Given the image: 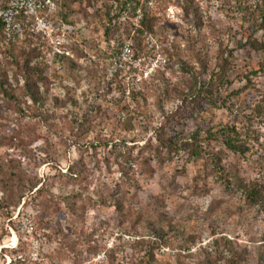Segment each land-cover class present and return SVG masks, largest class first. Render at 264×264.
Masks as SVG:
<instances>
[{
  "label": "rangeland",
  "instance_id": "obj_1",
  "mask_svg": "<svg viewBox=\"0 0 264 264\" xmlns=\"http://www.w3.org/2000/svg\"><path fill=\"white\" fill-rule=\"evenodd\" d=\"M36 1L0 18V264H264V0H139L134 56L141 7Z\"/></svg>",
  "mask_w": 264,
  "mask_h": 264
},
{
  "label": "trees",
  "instance_id": "obj_2",
  "mask_svg": "<svg viewBox=\"0 0 264 264\" xmlns=\"http://www.w3.org/2000/svg\"><path fill=\"white\" fill-rule=\"evenodd\" d=\"M133 1L135 2V4L133 3ZM124 0L122 2L123 8L124 10H128L129 13L128 16L131 17V10L132 12L139 9H141V12H143L141 14V18L137 24V26L135 25H129L126 29L127 33L131 34V31H134V34L132 36V48H131V54L134 56L135 53H139V51H143L145 48V37H146V33L148 32H153L156 23H155V16L151 15L150 13V8L147 4L145 3H141L139 2V0ZM131 2V3H130ZM125 24H129V22H132L130 20V18H125V20L123 21ZM133 23V22H132ZM255 48H257L256 43L255 42H250ZM120 49L122 51V47H123V43H120ZM227 57L224 58L223 63L221 64L222 68L215 72L214 75H211V78L213 81L216 80H224L225 79V68H226V64H228ZM225 65V66H224ZM36 69V68H35ZM33 67H30V69L25 71V84L23 86L26 94L28 96H30V98L36 102L39 100V94L38 91H36L34 89V85L37 84V80L35 81V76H39L40 74L35 70ZM209 83H210V79H209ZM3 89H4V84L0 85ZM5 90V89H4ZM10 95V94H9ZM14 97V96H13ZM206 99H208V101H211L212 103L214 101L213 98V94L209 95L208 97H205ZM162 130H164V128H162ZM202 131H196L195 134H193L192 140L194 144L196 142V140L200 137ZM219 134H221L223 137L221 139L222 143L227 147V149L234 153V154H238V155H244L246 153V146L244 145L243 140L241 139L239 133L237 132L236 128L233 125H224L219 131H217ZM214 133V134H217ZM213 132H210V135L213 136L214 135ZM166 136L163 135V138L161 137L160 140L161 141H165L168 139V142L171 143V141L173 140V138H165ZM179 140H182L181 138H179ZM178 139L176 140L177 142H175V145H178ZM196 144V143H195ZM164 145H166V143H164ZM184 145L186 146L187 143H184ZM193 153H197L196 149L193 150ZM213 159H217V155L216 154H212ZM247 189L250 190L249 192V197L253 200H256L257 198H261L262 194L260 192V190H258L257 188H249L248 186H245ZM152 257V258H151ZM143 259L146 260V264L147 263H151V261L153 260V256H151V254H149L147 251H145L144 253V257Z\"/></svg>",
  "mask_w": 264,
  "mask_h": 264
},
{
  "label": "built area",
  "instance_id": "obj_3",
  "mask_svg": "<svg viewBox=\"0 0 264 264\" xmlns=\"http://www.w3.org/2000/svg\"><path fill=\"white\" fill-rule=\"evenodd\" d=\"M47 2H51V0H47ZM22 5H24L26 11L28 10L35 11L39 6L36 0H20V1L11 0L9 6H7L8 7L7 10H0V18L10 21L15 15L18 8L21 7ZM138 13H139V18H141V14H142L141 9H139ZM131 45H132L131 43L125 44L123 48V56H128L131 53V48H132Z\"/></svg>",
  "mask_w": 264,
  "mask_h": 264
}]
</instances>
